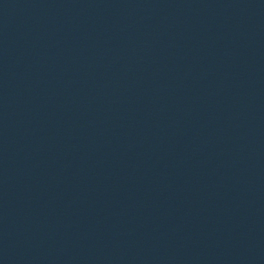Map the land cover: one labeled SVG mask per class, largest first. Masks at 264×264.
Returning a JSON list of instances; mask_svg holds the SVG:
<instances>
[{"label":"water","instance_id":"water-1","mask_svg":"<svg viewBox=\"0 0 264 264\" xmlns=\"http://www.w3.org/2000/svg\"><path fill=\"white\" fill-rule=\"evenodd\" d=\"M0 264H264V0H0Z\"/></svg>","mask_w":264,"mask_h":264}]
</instances>
